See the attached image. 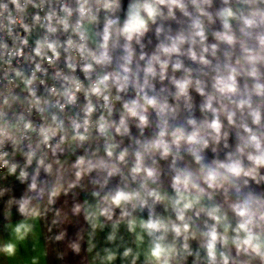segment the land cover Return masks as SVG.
<instances>
[{"label": "clouds", "instance_id": "clouds-1", "mask_svg": "<svg viewBox=\"0 0 264 264\" xmlns=\"http://www.w3.org/2000/svg\"><path fill=\"white\" fill-rule=\"evenodd\" d=\"M0 264H264V0H0Z\"/></svg>", "mask_w": 264, "mask_h": 264}]
</instances>
